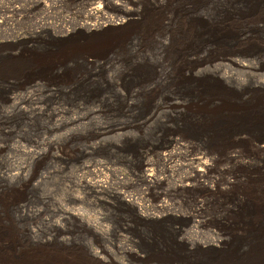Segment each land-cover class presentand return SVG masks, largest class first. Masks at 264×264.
Returning <instances> with one entry per match:
<instances>
[{"label": "rangeland", "instance_id": "rangeland-1", "mask_svg": "<svg viewBox=\"0 0 264 264\" xmlns=\"http://www.w3.org/2000/svg\"><path fill=\"white\" fill-rule=\"evenodd\" d=\"M151 1L0 0L1 94L23 96L33 91L29 87L35 83L55 82L53 80L65 76L61 71L62 65L71 69L78 64L77 67L93 73L96 81H101L68 98L48 101V108L59 109L53 123L47 116L42 117L43 121L36 117L32 126L23 128L26 140L51 137L53 143L48 145L47 142L32 162L22 154L12 155L14 166L18 169L25 166L33 185L30 183L31 186L23 189L22 193V189L16 188L13 182L14 186L10 184L8 193L15 191V198L23 195L20 201L25 202L21 203L32 212L22 216L16 209L10 210L11 215L7 217L9 226L12 224L10 228L17 234L18 245L22 243L23 248L49 241L62 249L81 251L90 256L101 253L112 259L111 264H254L250 249L256 244L246 230L233 223L235 215L231 214L229 200L228 178L231 177L229 169L232 166L228 156L232 141H229L227 132L232 126H240L239 123L233 125L236 123L233 114L212 109L213 98H205L206 103L202 102L201 88H198V103L189 104L185 110L176 104L178 97L174 96L177 90L170 85L157 86L152 92L149 84L144 87L131 82L123 85V89L121 81L116 80L117 75L113 81L110 80L118 69H122V63L125 66L132 62L143 63L142 66H150L151 69L157 61V42L139 47L140 42L134 39L132 44L110 49L107 47L111 43V35H102L101 28L93 31L80 28L66 35L65 31H73L79 24L107 25V28L118 26L122 21L134 28V32H147L144 29L151 16ZM94 5H102V10L90 15ZM90 34L97 35L87 38ZM79 47L104 60L110 59L111 63L102 68L97 65L88 67L83 60L76 63L62 59L58 53L62 48ZM103 63L102 60L100 65ZM16 71L18 73L14 74ZM46 72H50V76L45 75ZM133 88L140 94H135ZM31 107L27 105L30 110ZM76 118L80 121L72 125L71 121ZM17 120L16 117L15 121L19 123ZM260 127L250 128L253 137L264 138V126ZM221 130L227 132L226 136L223 132L219 134L223 140L218 142L216 135ZM174 141H180L181 145L174 147ZM20 142L22 145L29 143ZM172 152L174 156L164 161L162 155ZM245 152L252 160L258 161L251 171L253 179L250 186L255 193V188L261 192L264 189L261 154L251 145L245 147ZM197 153L209 159L210 170L204 178H195L190 189L175 192L173 187L176 183L192 173L190 159ZM146 160H151L153 167L150 168L156 173L158 182L155 184L149 185L141 176V165ZM116 192L128 197L133 204L123 206L114 194ZM163 201L164 205L167 203L165 206H162ZM139 207L146 217L142 222L134 219V211ZM193 226H198V233L194 236ZM181 229L187 236L192 235L193 240L218 241V244L215 248L198 250L195 256L184 254L182 246L176 245L185 234Z\"/></svg>", "mask_w": 264, "mask_h": 264}, {"label": "bare ground", "instance_id": "bare-ground-1", "mask_svg": "<svg viewBox=\"0 0 264 264\" xmlns=\"http://www.w3.org/2000/svg\"><path fill=\"white\" fill-rule=\"evenodd\" d=\"M150 5L152 6L151 12H149L151 16L149 17L148 24H145L148 30L147 28L144 29V31L147 32H134V28L123 24L122 21L121 24H117L118 26L113 27L111 25L112 27L108 26L107 28H105L107 25L79 24L73 31H65L66 35L76 32L80 28H84L86 31H93L94 29L101 28L103 29V31H101L103 32L102 35H111V43L109 42L110 44L107 47L110 49L113 47L119 49L132 44L134 39V41L140 42L138 45L139 47H144L148 44L152 45V43L157 42V47L155 48V54L157 56L155 59L157 61L151 69L150 66H142L141 64L143 63L127 62L129 64L127 66H125V63H120L122 69L117 68L118 70L111 76L113 79L110 80L113 81L117 75L118 78L116 77V80L121 81L122 87L131 82H133L132 84L135 86L144 85L145 87V84H149L152 92L155 91L157 86V88H161L163 84L170 85L177 90V94L174 97H178L175 99L176 104L180 105L181 108H186L191 103H198V88H201L202 90H200L199 93H202V102L206 103L207 100L205 101V98H213L212 109L216 110L218 113L228 111L229 114H233L235 118L236 123L233 125H238V123L240 126L243 125V127L232 126V128L228 130L229 132L226 131L229 133L227 135L230 137L229 141H232L231 145H229L231 153L228 156L229 163L232 166V168L229 169L231 170L229 172L231 177L228 178L231 214L233 213L235 215L233 223L237 225V227L239 226L246 230L253 238L252 242L256 244L254 248H249L254 255V257H252L253 263L264 264V189L258 192L255 188L256 193L251 189L250 184L253 179L251 171L256 164L258 165V161L255 159L252 160L250 158L251 156L248 157L245 154V147L251 145L257 153L261 154L260 163L264 164V138L253 137V130L252 133L250 130V128L264 126V114L262 115V113H264V0H152ZM100 10H102V5H94V8L90 10V15H94ZM94 33H96V31ZM80 35L78 36L80 37ZM95 35L97 34H90L87 38ZM63 43L67 44L65 41ZM64 44L62 45L64 46ZM156 44H154V46H156ZM63 48L58 51L62 59L74 60L73 62L83 60L88 67L97 65L102 68L111 61L110 59L104 60L103 57L99 58L98 56L92 55L85 49H80V47L66 48L65 50H63ZM102 60L104 63L100 65ZM54 63L53 65H55ZM76 65H73L71 69L67 67L68 65H62L61 71L65 72L64 77L59 80L52 79L55 82H34L35 84L32 83L33 85L29 87V89L33 91L23 96L7 93L4 95V93H0V264H111L110 262L112 259L104 257L101 253L97 252L95 255L90 256L84 252L81 253V251L79 253L75 250H66L64 247V249H62L54 246L49 241L42 242V244H34L29 248H23L24 246L21 247V242V244L18 245L19 241L16 240L17 234L12 227L10 228L12 224L9 226L7 218L8 214L9 216L11 215L10 210L15 211L16 209L22 216L28 214V212H32L31 209H28L29 207L27 205L21 203L24 201H20V197L23 195H18L19 197L15 198V191L11 192L13 195H11L10 192L8 193L10 184L14 186L12 184L13 182H15L16 188L22 189L23 193V189L30 187L31 185L29 184L32 181L31 174L24 168L25 166L23 168L19 167V169L14 166L13 162L15 160H13L12 155L22 154L28 161L32 162L35 160V157L39 156L38 151L42 150L41 148L45 146L47 142L48 145L53 143L51 137H40L38 140L34 139L35 141L26 140L24 138L25 130L23 128L27 129L32 126L33 119L36 117H41L42 120V117L47 116V118L51 120V123H53L52 120L58 116L56 112L59 109L48 108V101H55L61 97L68 98L71 94L73 96L80 91H85L86 86L89 87L101 82L100 80L96 81L97 77H95L93 73L89 71L86 73V69L77 67ZM50 66L51 65H49V67ZM28 68L29 67L26 69ZM141 68L143 69L141 70ZM49 70L52 71V69ZM17 71L14 72V74L19 72ZM45 75L50 76V72H46ZM45 80L43 81L45 82ZM132 84L130 85L131 87ZM109 85H111V83ZM127 91L129 92V90ZM134 93L140 94L136 90ZM91 95L95 96L94 94ZM127 98L132 99L131 97ZM177 101H179V103H177ZM27 105L33 106V108L31 107L32 109L30 110L27 108ZM62 110H64V108H62ZM185 110H187V108ZM16 117L20 120L19 123L15 121ZM236 119L238 120L236 121ZM79 121L80 120L76 118L71 121V124L73 125L75 122ZM208 121L211 120H207V122ZM206 125H208V123ZM222 130L224 129L222 128ZM222 130L217 133L216 137L222 132L226 136V132ZM261 130H263V128ZM57 132L59 131L57 130ZM257 133H255V136H257ZM15 139H18L19 142ZM21 140L29 143L26 144L24 142L26 145H22L20 142ZM221 140H223V138H217L218 142ZM33 144L36 145L33 146ZM173 145L177 147L181 145V143L180 141H174ZM174 154V152L169 154L164 153L162 158L166 161L167 158L174 156ZM193 156V158L190 159L191 163L189 165L192 173L186 174L181 182L178 181L179 184L176 183L175 188L173 187V190L177 193L183 192L188 188L190 189V187L193 186V182H195V178H204L210 170V165L208 163L209 159L206 158L205 155L198 156L197 153V155ZM150 161H144L140 170L142 171L141 176L143 175L144 181L149 183V185L158 182V180H155V171L150 168L152 166ZM241 171H244V174H242ZM177 172L179 173V171H176V174ZM261 175L263 176L264 174ZM16 182L19 183V185H17ZM173 190L172 192H174ZM114 194L119 198L123 206L128 207L133 204L132 200H129L125 195L119 192ZM162 203V206L167 204L165 203L164 205V201ZM145 218L140 207L135 209V220L137 219V221L140 220L142 222L145 221ZM191 228L195 229L193 233L189 231L192 235L198 233V226H193ZM181 232L185 233L182 229ZM191 236H187L185 233L176 243V245L182 246V253L189 256L194 254L197 255L198 250L215 248V244H218V241L201 242L193 240ZM247 244L249 243L247 242Z\"/></svg>", "mask_w": 264, "mask_h": 264}]
</instances>
